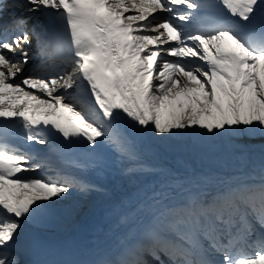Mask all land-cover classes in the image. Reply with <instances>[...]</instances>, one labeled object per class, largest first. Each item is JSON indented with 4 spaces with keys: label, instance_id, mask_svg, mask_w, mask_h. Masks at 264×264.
<instances>
[{
    "label": "snow or ice",
    "instance_id": "snow-or-ice-1",
    "mask_svg": "<svg viewBox=\"0 0 264 264\" xmlns=\"http://www.w3.org/2000/svg\"><path fill=\"white\" fill-rule=\"evenodd\" d=\"M14 128L27 147L7 142ZM198 130L226 135L241 170L149 159L153 133L215 151ZM256 137L264 0H0V264L42 246L29 226L109 201L83 258L54 264H264V165L243 171L237 142Z\"/></svg>",
    "mask_w": 264,
    "mask_h": 264
},
{
    "label": "bare ground",
    "instance_id": "bare-ground-1",
    "mask_svg": "<svg viewBox=\"0 0 264 264\" xmlns=\"http://www.w3.org/2000/svg\"><path fill=\"white\" fill-rule=\"evenodd\" d=\"M22 76H24V75H22ZM20 78H21V76L18 75L17 79H20ZM61 92H63V90H61ZM198 131H199V138L202 141H204L207 144H211V145L216 146L215 151H211L208 153H213L218 158H219L220 153L226 155V156H223L225 160L221 164L226 165V162L231 163V164H238L235 157L231 156L229 153V150H228L229 139L226 135L213 136L212 134L205 133L204 130H198ZM156 138L158 140V144H159L160 148L157 151L158 152L157 155L154 156L153 161L161 163L170 169H173L174 166L182 164L183 163L182 159L185 161L195 160L194 158H191L189 156V154H191V152L203 151V150H193L191 147H189L190 141H189L188 136H183L182 138H179V139L173 138L175 141V147H173V148H170L168 144H161L160 143V141L164 138H161L158 136H156ZM237 142L241 143V144L249 145L250 150L248 152V159H247L246 164H250V162L255 160V159H263L264 160V152H262V148H264V138L256 137L255 139H251V140H249L248 138H242V139H238ZM164 154H165V156H164ZM173 155H175L176 161L172 162V164H170V165H167L165 160L168 161L169 158L172 157ZM176 155H179V156H176ZM215 164H216V162H215ZM182 170H184V168L182 166L175 169V171H182ZM256 172L259 175L260 171L257 170ZM117 189H119V188H117ZM119 191H116V193ZM59 206L65 207L66 205L61 204ZM62 223H65V221L63 220Z\"/></svg>",
    "mask_w": 264,
    "mask_h": 264
}]
</instances>
